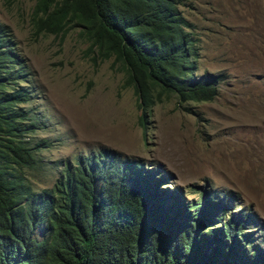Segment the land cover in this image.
Wrapping results in <instances>:
<instances>
[{"label":"trees","instance_id":"1","mask_svg":"<svg viewBox=\"0 0 264 264\" xmlns=\"http://www.w3.org/2000/svg\"><path fill=\"white\" fill-rule=\"evenodd\" d=\"M180 5L35 0L30 24L35 35L77 27L94 61L112 58L122 86L136 94L144 126L163 95L179 105L211 102L225 78L198 73L193 25ZM29 76L11 28L0 21V264H264L244 216L217 214L226 210L223 200L212 202L216 209L186 204L184 215L175 192H154L152 171L106 149L65 162L50 188H33L23 174L38 152L25 140L36 127L33 111L22 105L35 89Z\"/></svg>","mask_w":264,"mask_h":264},{"label":"rangeland","instance_id":"2","mask_svg":"<svg viewBox=\"0 0 264 264\" xmlns=\"http://www.w3.org/2000/svg\"><path fill=\"white\" fill-rule=\"evenodd\" d=\"M34 2L0 0V21L11 28L35 88L22 104L36 118L25 139L38 150L37 163L24 168L29 184L50 188L65 162L106 149L152 171L154 192H175L184 215L186 204L216 209L212 202L223 200L228 208L219 217L244 216L251 244L264 251V0H181L198 73L225 78L211 102L179 105L163 95L144 126L136 94L122 86L113 59L94 61L77 27L35 35Z\"/></svg>","mask_w":264,"mask_h":264}]
</instances>
